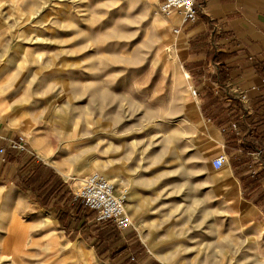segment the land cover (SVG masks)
I'll list each match as a JSON object with an SVG mask.
<instances>
[{
	"label": "rangeland",
	"instance_id": "rangeland-1",
	"mask_svg": "<svg viewBox=\"0 0 264 264\" xmlns=\"http://www.w3.org/2000/svg\"><path fill=\"white\" fill-rule=\"evenodd\" d=\"M159 3L0 0V115L75 190L95 172L117 195L134 179L126 208L164 264H264V227L235 226L241 209L179 117L192 90L174 88Z\"/></svg>",
	"mask_w": 264,
	"mask_h": 264
},
{
	"label": "crops",
	"instance_id": "crops-1",
	"mask_svg": "<svg viewBox=\"0 0 264 264\" xmlns=\"http://www.w3.org/2000/svg\"><path fill=\"white\" fill-rule=\"evenodd\" d=\"M195 6L198 13L193 23L183 25L176 11L170 14H178L176 23L170 15L163 17L172 33L179 29L170 45L174 88L192 90L179 105V117L191 129L188 136L193 143L206 145L203 159L222 175L225 183L221 187L241 209L235 226L242 228L251 222L261 229L264 165L258 150L264 148V107L260 103L264 97V0H195ZM16 128H20L16 118L0 115V149H4L0 153V229L4 230L0 262L164 264L133 221L122 232L116 229L105 245L107 263L99 261L97 237L92 236L94 213L84 208L78 211L72 198L76 183L45 162L44 153L28 139L25 150L9 148V141L19 136ZM220 156L226 162L214 169L212 160ZM133 180L127 188L129 200L135 197L131 194ZM135 207L138 210V204ZM136 211L127 210L131 220Z\"/></svg>",
	"mask_w": 264,
	"mask_h": 264
},
{
	"label": "built area",
	"instance_id": "built-area-1",
	"mask_svg": "<svg viewBox=\"0 0 264 264\" xmlns=\"http://www.w3.org/2000/svg\"><path fill=\"white\" fill-rule=\"evenodd\" d=\"M159 10L165 17L176 11L183 25L193 23L198 13L195 0H160ZM178 32L179 29H173L174 34ZM261 82L264 85V79H261ZM240 99L244 100L245 97L242 95ZM231 127L235 129L236 125L232 124ZM25 145L22 135L8 143L9 148L13 150H25ZM3 152L4 149H0V153ZM225 162V157L220 156L212 160V166L219 169ZM73 197L94 213L96 222L109 220L119 231L132 225L126 208V193L117 195L113 184L101 173L95 172L87 176L82 185L73 192Z\"/></svg>",
	"mask_w": 264,
	"mask_h": 264
},
{
	"label": "trees",
	"instance_id": "trees-1",
	"mask_svg": "<svg viewBox=\"0 0 264 264\" xmlns=\"http://www.w3.org/2000/svg\"><path fill=\"white\" fill-rule=\"evenodd\" d=\"M262 69L264 71V67ZM261 77H262V79H264V72L261 74ZM260 103H261V106L264 107V97L260 100ZM261 125L264 127V115L262 116ZM263 138H264V136H263ZM258 156H259L260 162L263 163L264 162V148L263 147L258 150ZM261 174H264V168H263V171L261 172ZM72 198H73V194H72ZM73 201L79 203V201L76 199H74ZM80 205L84 209H86L82 204H80ZM93 227L96 228L93 236L97 237V239L99 241V245H101V246H103L102 244H104L105 242L110 240L112 238L113 234H115V232H116V228L114 227V224L109 220L96 222L95 226H93ZM99 248H100V246H99ZM99 255H100V252H99Z\"/></svg>",
	"mask_w": 264,
	"mask_h": 264
},
{
	"label": "bare ground",
	"instance_id": "bare-ground-1",
	"mask_svg": "<svg viewBox=\"0 0 264 264\" xmlns=\"http://www.w3.org/2000/svg\"><path fill=\"white\" fill-rule=\"evenodd\" d=\"M164 17H165V16H164ZM107 179H108V178H107ZM110 180L113 182L112 177H111ZM110 180H109V181H110ZM111 181H110V182H111ZM112 182H111V183H112ZM124 191H125V189H124ZM127 197H128V190H127V194H126V199H127V201H128V198H127ZM127 201H126V203H127ZM128 217H129V215H128ZM129 218H130V217H129ZM130 220H131V219H130ZM131 221H132V220H131Z\"/></svg>",
	"mask_w": 264,
	"mask_h": 264
}]
</instances>
